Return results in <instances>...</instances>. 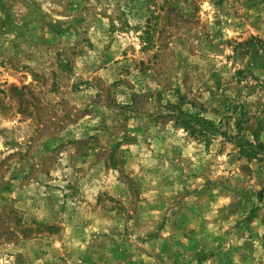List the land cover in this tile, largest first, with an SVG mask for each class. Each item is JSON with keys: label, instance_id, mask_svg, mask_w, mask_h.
Segmentation results:
<instances>
[{"label": "rangeland", "instance_id": "374dc122", "mask_svg": "<svg viewBox=\"0 0 264 264\" xmlns=\"http://www.w3.org/2000/svg\"><path fill=\"white\" fill-rule=\"evenodd\" d=\"M0 264H264V0H0Z\"/></svg>", "mask_w": 264, "mask_h": 264}, {"label": "trees", "instance_id": "16d2710c", "mask_svg": "<svg viewBox=\"0 0 264 264\" xmlns=\"http://www.w3.org/2000/svg\"><path fill=\"white\" fill-rule=\"evenodd\" d=\"M167 109L169 113L166 118L170 121H174L175 126L182 127L193 135L200 136L203 134L202 130H197V126H204L208 123L206 120L184 112L180 103L177 105L169 104Z\"/></svg>", "mask_w": 264, "mask_h": 264}]
</instances>
